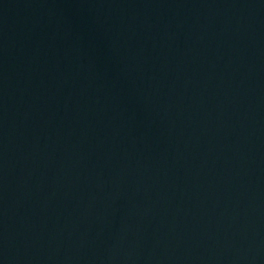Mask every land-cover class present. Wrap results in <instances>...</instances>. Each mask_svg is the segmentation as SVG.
<instances>
[{"label":"water","instance_id":"95a60500","mask_svg":"<svg viewBox=\"0 0 264 264\" xmlns=\"http://www.w3.org/2000/svg\"><path fill=\"white\" fill-rule=\"evenodd\" d=\"M0 264H264V0H0Z\"/></svg>","mask_w":264,"mask_h":264}]
</instances>
